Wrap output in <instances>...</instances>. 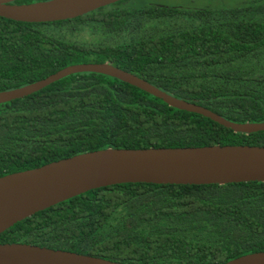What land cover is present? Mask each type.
<instances>
[{
	"label": "trees",
	"instance_id": "trees-1",
	"mask_svg": "<svg viewBox=\"0 0 264 264\" xmlns=\"http://www.w3.org/2000/svg\"><path fill=\"white\" fill-rule=\"evenodd\" d=\"M46 0H18L29 4ZM110 65L234 123H264V0L184 8L122 0L72 20L0 18V92L78 64ZM264 147L116 79L74 74L0 105V177L113 149ZM122 264H224L264 252V183L121 184L0 234Z\"/></svg>",
	"mask_w": 264,
	"mask_h": 264
},
{
	"label": "water",
	"instance_id": "water-1",
	"mask_svg": "<svg viewBox=\"0 0 264 264\" xmlns=\"http://www.w3.org/2000/svg\"><path fill=\"white\" fill-rule=\"evenodd\" d=\"M0 0V18L31 24L72 20L122 0H46L14 4ZM104 75L133 86L169 108L193 113L236 134L264 132V123H234L195 102L177 99L109 63L68 66L35 83L0 92V105L23 99L74 74ZM264 183V147L103 149L0 177V234L81 194L121 184L228 185ZM0 264H122L73 252L28 244H0ZM224 264H264V252Z\"/></svg>",
	"mask_w": 264,
	"mask_h": 264
},
{
	"label": "rangeland",
	"instance_id": "rangeland-1",
	"mask_svg": "<svg viewBox=\"0 0 264 264\" xmlns=\"http://www.w3.org/2000/svg\"><path fill=\"white\" fill-rule=\"evenodd\" d=\"M149 5H161V6H175L184 8H216L220 6H232L238 2V0H144Z\"/></svg>",
	"mask_w": 264,
	"mask_h": 264
}]
</instances>
